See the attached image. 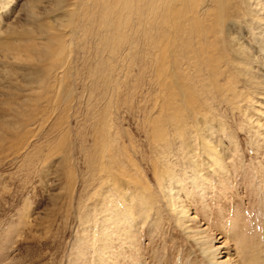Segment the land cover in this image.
<instances>
[{"label": "rangeland", "instance_id": "374dc122", "mask_svg": "<svg viewBox=\"0 0 264 264\" xmlns=\"http://www.w3.org/2000/svg\"><path fill=\"white\" fill-rule=\"evenodd\" d=\"M149 5L0 0V264H264V10Z\"/></svg>", "mask_w": 264, "mask_h": 264}, {"label": "bare ground", "instance_id": "6f19581e", "mask_svg": "<svg viewBox=\"0 0 264 264\" xmlns=\"http://www.w3.org/2000/svg\"><path fill=\"white\" fill-rule=\"evenodd\" d=\"M148 2L150 4L149 16L154 18L157 16L160 20V24L166 25L165 29H163L161 32L162 34H171L173 37H176V35H185L187 37H195L196 39L215 38L216 36L222 35L224 33L222 27L224 26V23L227 19L222 16L223 13H226L224 10V5H226V9L228 11L234 9L239 11L240 7L238 5H246V9L241 13L244 14L243 17H246L247 11L251 13V11L248 10L250 7L257 9L261 8L264 10V0H148ZM235 15L238 16L237 14ZM170 203H172V201H170ZM179 213L183 215V212ZM186 218H188L187 222H193V220H195L194 217L187 216ZM182 222L183 221H181V223ZM187 222H184L185 226L183 228L187 233V236L191 237L194 229L191 228V226L189 227ZM179 227L181 228V226ZM199 240L200 239H198V242L196 243L197 246L199 245L198 253L207 264H239L236 260L235 262L229 261L230 258L223 260L226 258L225 255H223L224 253L221 251L223 249V243L216 245L218 242L216 240Z\"/></svg>", "mask_w": 264, "mask_h": 264}]
</instances>
